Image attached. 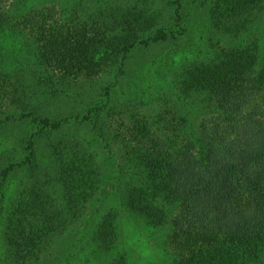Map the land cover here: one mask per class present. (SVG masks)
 Returning <instances> with one entry per match:
<instances>
[{
  "label": "rangeland",
  "instance_id": "rangeland-1",
  "mask_svg": "<svg viewBox=\"0 0 264 264\" xmlns=\"http://www.w3.org/2000/svg\"><path fill=\"white\" fill-rule=\"evenodd\" d=\"M46 7L47 26L71 39L59 42L66 56L105 35L82 71L49 65L33 29L15 23ZM11 10L0 21V264H174L179 201L147 188L161 186L168 155L205 161L201 124L220 110L209 87L228 66L243 61L246 94L264 72V0H14ZM157 31L165 40L143 43Z\"/></svg>",
  "mask_w": 264,
  "mask_h": 264
},
{
  "label": "trees",
  "instance_id": "trees-1",
  "mask_svg": "<svg viewBox=\"0 0 264 264\" xmlns=\"http://www.w3.org/2000/svg\"><path fill=\"white\" fill-rule=\"evenodd\" d=\"M13 2L0 0L1 22L9 20ZM33 10L19 13L15 23L24 30L33 29L35 40L41 42V57L49 65L59 64L65 71L75 68L82 71L88 62L85 58L89 56V45L96 51L105 49V35L97 37L96 34L93 39H85L82 54L76 55L73 48L68 56L62 54L59 42L68 44L71 39L57 26L53 27L57 21L47 26L55 8ZM114 34L112 41L118 44L117 38H121L120 42L125 44L122 50L131 48L133 41L125 40V33L115 31ZM165 37L163 31H157L143 43H158ZM242 56L240 60L247 58L248 52ZM242 63L226 65L227 71L235 74L227 76L226 82L212 83L209 87L220 110L201 124L200 135L207 145L205 161L195 162L188 155H168L172 160L163 169L167 174L162 176L161 186L154 190L147 188L154 197L179 201L169 233L174 264H257L258 257L264 254V72L250 80L252 86L246 94ZM38 120L45 126L56 123ZM32 147L29 143V148ZM163 203L166 206L164 200ZM43 235H37L35 243ZM119 260L111 264H125Z\"/></svg>",
  "mask_w": 264,
  "mask_h": 264
}]
</instances>
